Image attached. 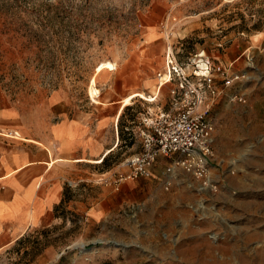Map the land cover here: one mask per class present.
Listing matches in <instances>:
<instances>
[{
  "label": "rangeland",
  "instance_id": "rangeland-1",
  "mask_svg": "<svg viewBox=\"0 0 264 264\" xmlns=\"http://www.w3.org/2000/svg\"><path fill=\"white\" fill-rule=\"evenodd\" d=\"M166 45L188 71L208 60L234 78L199 105L214 126L206 175L167 172L178 155H159L150 177L117 190L95 172L56 223L27 232L0 264H264V0H0V99L31 113L39 93L66 92L83 110L154 95L131 99L117 146L98 164L122 169L142 151L149 119L170 106L171 84L156 87ZM104 61L116 69L95 73Z\"/></svg>",
  "mask_w": 264,
  "mask_h": 264
},
{
  "label": "crops",
  "instance_id": "crops-1",
  "mask_svg": "<svg viewBox=\"0 0 264 264\" xmlns=\"http://www.w3.org/2000/svg\"><path fill=\"white\" fill-rule=\"evenodd\" d=\"M158 40L148 34L160 50ZM35 98L31 113L23 102L0 99V255L27 232L56 223L62 199L101 173L98 164L117 146L118 119L130 104L122 98L83 110L63 91Z\"/></svg>",
  "mask_w": 264,
  "mask_h": 264
},
{
  "label": "built area",
  "instance_id": "built-area-1",
  "mask_svg": "<svg viewBox=\"0 0 264 264\" xmlns=\"http://www.w3.org/2000/svg\"><path fill=\"white\" fill-rule=\"evenodd\" d=\"M164 59L167 78L160 84L158 73L157 85L160 88L165 83L171 84L168 110L150 118L148 129L141 131L142 151L126 158L120 164L122 169L100 173L97 182L117 190L124 182L150 177L159 155H178L174 164L166 167L167 172L173 165L181 166L196 177L206 175L207 164L213 155L214 126L205 115L207 109L202 111L199 105L210 99L205 104L209 107L234 78L224 65L212 64L208 60L188 71V64L178 62L169 45L165 47ZM237 96L235 94L234 98ZM239 100H242L241 95ZM165 184L168 189V181Z\"/></svg>",
  "mask_w": 264,
  "mask_h": 264
},
{
  "label": "bare ground",
  "instance_id": "bare-ground-1",
  "mask_svg": "<svg viewBox=\"0 0 264 264\" xmlns=\"http://www.w3.org/2000/svg\"><path fill=\"white\" fill-rule=\"evenodd\" d=\"M102 69H107L109 71H113L116 69V64L114 62H111V61H104L100 64H98L96 67H95V73H98L99 71H101ZM164 75V76H163ZM167 78V73L166 74H160V82L163 83L162 81L164 79ZM160 83V84H161ZM88 94L89 96L91 97V99L93 101H97V97L99 96L100 94V90L97 88L96 86V82H95V78L94 76H92L90 78V81H89V84H88ZM141 97V98H144L148 101H153L155 98H147L144 94L140 93V92H135V93H132L130 96L124 98V101L123 103L124 104H128L130 103V100L134 97ZM153 97V96H152Z\"/></svg>",
  "mask_w": 264,
  "mask_h": 264
},
{
  "label": "trees",
  "instance_id": "trees-1",
  "mask_svg": "<svg viewBox=\"0 0 264 264\" xmlns=\"http://www.w3.org/2000/svg\"><path fill=\"white\" fill-rule=\"evenodd\" d=\"M130 107L127 105V106H125L124 107V109H123V111L121 112V114H120V116H119V119H118V125L120 124V121H121V118H122V116H123V114H124V112H125V110H127V109H129ZM107 155L103 158V163H105L106 161H107ZM63 201H67V196L66 197H64V199H62V203H63Z\"/></svg>",
  "mask_w": 264,
  "mask_h": 264
}]
</instances>
